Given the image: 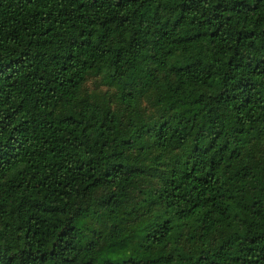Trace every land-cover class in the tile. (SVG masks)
I'll use <instances>...</instances> for the list:
<instances>
[{
	"label": "trees",
	"instance_id": "16d2710c",
	"mask_svg": "<svg viewBox=\"0 0 264 264\" xmlns=\"http://www.w3.org/2000/svg\"><path fill=\"white\" fill-rule=\"evenodd\" d=\"M0 264H264V0H0Z\"/></svg>",
	"mask_w": 264,
	"mask_h": 264
},
{
	"label": "rangeland",
	"instance_id": "374dc122",
	"mask_svg": "<svg viewBox=\"0 0 264 264\" xmlns=\"http://www.w3.org/2000/svg\"><path fill=\"white\" fill-rule=\"evenodd\" d=\"M85 89L89 92L105 93L111 95V97L114 95V89L105 84L100 75L90 76L85 83ZM143 105L147 111H150V107L146 102Z\"/></svg>",
	"mask_w": 264,
	"mask_h": 264
}]
</instances>
